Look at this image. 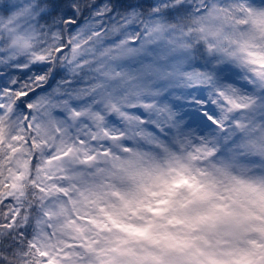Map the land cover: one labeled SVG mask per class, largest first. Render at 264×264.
<instances>
[{
    "label": "snow or ice",
    "instance_id": "obj_1",
    "mask_svg": "<svg viewBox=\"0 0 264 264\" xmlns=\"http://www.w3.org/2000/svg\"><path fill=\"white\" fill-rule=\"evenodd\" d=\"M238 12L264 22V11L248 0H197L195 6L189 0H25L22 6L0 0V31L7 30L11 41L9 54L0 58L5 66L0 70V264H264V196L247 203L213 200L189 218L193 228L210 224L211 236L153 233L151 224L110 225L82 211L84 205L99 203L109 189L124 208L139 204L138 191H149L146 176L174 195L176 189L162 171L153 174L136 167L143 157L140 143L168 152L181 174L191 166L160 141V135L176 129L180 148L193 144L180 131L182 121L169 96L194 109L209 127L227 131L231 125L247 133L244 121L264 109V89L256 87L264 83V62L253 61L243 72L218 64L197 67L185 45L182 60L156 69L162 86L138 90L131 100L116 99L98 94L99 84L76 86L84 54L74 44L71 59L65 57L61 38L68 32L77 40L86 36L88 43H107L102 55L115 58L125 48L136 54L166 31L183 34L190 23L202 31L219 30L235 23ZM20 20L26 22L23 30L14 27ZM41 37L51 42L50 48L33 53L30 63L14 60ZM137 44L139 48L127 47ZM95 51L89 48L88 54ZM62 60L67 72L58 66ZM236 113L245 115L237 119ZM214 143L211 136L200 137L187 160L211 156ZM253 143L248 139L241 146ZM113 178L131 182L135 190L115 191L109 183ZM231 179L242 189L251 187ZM214 183V178L208 182ZM211 196V188L203 185L190 193L192 201ZM148 207L155 214L161 211ZM113 225L127 235L112 232ZM253 233L262 238H252ZM241 241L248 246L241 247Z\"/></svg>",
    "mask_w": 264,
    "mask_h": 264
},
{
    "label": "clouds",
    "instance_id": "obj_2",
    "mask_svg": "<svg viewBox=\"0 0 264 264\" xmlns=\"http://www.w3.org/2000/svg\"><path fill=\"white\" fill-rule=\"evenodd\" d=\"M24 2L25 0H11V3L17 6H22ZM196 2L197 0H189V3H193L194 6ZM248 2L255 9L264 11V0H248ZM0 27L3 26L0 25ZM14 27L23 30L26 22L20 20ZM74 32L75 29H73ZM61 38L66 44L65 57L71 59V46L74 44H79L80 52L84 54L85 66L76 78V86L84 84L91 87L99 84L102 87L97 89L98 94H113L116 99L126 96L131 100L138 90L162 86L163 82L158 78L156 69H166L182 60L185 45L198 61L197 67L205 63L218 64L243 72L245 68L251 66L253 61L264 62V22L254 21L246 14L239 12L235 23L226 24L219 30L213 28L202 31L198 25L190 23L187 28L183 29V34L180 31H166L162 36L155 37L146 43L136 54L129 55L125 48L115 58L102 55L103 48L108 46L107 43L103 45L88 43L86 36L77 40L72 33L68 32L63 33ZM10 42L9 32L0 31V58L9 54L7 49ZM50 47L51 42H46L41 37L30 50L17 53L14 60L30 63L33 53ZM127 47L139 48L140 45H128ZM89 48H95V53L88 54ZM58 66L67 72L68 65L63 60ZM4 67L0 64V70ZM52 86L55 87V84L53 83ZM256 87L264 89V83L258 82ZM169 100L173 105L177 120L182 121L180 131L192 140L193 144L186 145L183 149L180 148L174 139L176 129L160 135V141L170 151L184 157V162L190 163L191 166L183 170L181 174L175 171L179 165L175 161L170 162L168 152L153 144L140 143L138 147L143 157L136 161V167L153 174L162 171L163 179L176 189L175 194L169 196L162 182H154L150 176H146L144 184L148 186L149 191H138L136 200L139 204L134 202L130 207L124 208L119 197L113 195V190L109 189L99 203H90L82 207L85 215L95 218L100 223L110 225L113 221L116 225L124 226L151 224L150 231L153 233L167 231L179 235L205 234L211 236L210 224L198 223L193 228L190 226L189 218L197 216L213 200L219 203H229L233 198H238L247 203L264 196V109H258L249 114V119L244 121L249 126L246 133L239 128H232L231 125L227 126V131L209 127L199 118L194 109L181 101L171 99V95ZM242 115L245 114L236 113L234 117L238 119ZM202 136H211L215 139L214 146H209L211 156L188 161L187 153L192 152ZM248 139L254 141L252 146L242 147V142ZM113 151L117 155H123L118 149H113ZM155 165H159V168H155ZM217 169H223L227 175H223ZM232 177L244 181L251 187L240 188L232 181ZM213 178L214 186L208 184ZM181 180L185 183H180ZM109 183L115 185V191L132 192L135 190L132 183L127 180L113 178ZM198 185L211 188L210 199L204 201L190 199L192 188ZM220 197H223V200ZM158 201L169 202L158 203ZM148 205L152 208H159L161 211L155 214L149 210ZM90 227L95 226L90 225ZM112 232L127 235L115 225H113ZM252 238L261 239L262 237L258 233H253ZM196 242L203 244V241ZM140 243L153 247L146 240H141ZM240 246L247 247L248 245L241 241Z\"/></svg>",
    "mask_w": 264,
    "mask_h": 264
}]
</instances>
